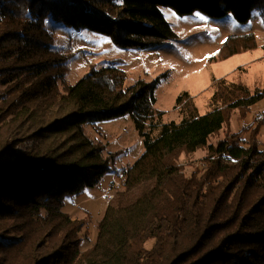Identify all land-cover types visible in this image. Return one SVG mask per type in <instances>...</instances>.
I'll list each match as a JSON object with an SVG mask.
<instances>
[{
  "label": "trees",
  "instance_id": "obj_1",
  "mask_svg": "<svg viewBox=\"0 0 264 264\" xmlns=\"http://www.w3.org/2000/svg\"><path fill=\"white\" fill-rule=\"evenodd\" d=\"M166 5L180 16L199 10L243 22L256 9L264 19V0H0V264H264V117L210 141L228 126V107L263 93L224 83L206 115L162 122L153 83L124 88L118 67L91 64L69 85L70 57L46 28L53 20L146 48L175 35ZM250 40L229 36L223 55ZM123 115L143 147L114 170L118 153L104 155L83 125ZM200 149L202 165L186 176L181 157ZM111 172L122 175V189L82 250L84 220L63 207Z\"/></svg>",
  "mask_w": 264,
  "mask_h": 264
},
{
  "label": "rangeland",
  "instance_id": "obj_2",
  "mask_svg": "<svg viewBox=\"0 0 264 264\" xmlns=\"http://www.w3.org/2000/svg\"><path fill=\"white\" fill-rule=\"evenodd\" d=\"M161 10L175 35L146 48L120 47L109 36L97 31L85 28L76 31L62 22L48 20L46 28L53 36V48L58 54L70 57L68 84H74L91 64L98 68L118 67L126 74L124 88L139 79L153 83V105L161 113L162 122H180L184 117L206 115L212 109L211 97L224 83H242L250 96L256 91L263 93L254 103L240 102L228 107L229 127L212 136L213 143L224 137L226 130L238 131L252 124L256 116L264 117V19L261 11L254 9L246 21L238 22L231 14L209 17L196 10L180 16L167 5ZM196 13L206 19L200 20ZM244 34H249L253 40L247 46L240 44L237 53L223 55L227 38ZM237 94L238 91L234 93ZM83 128L87 136L106 147L104 155L118 153L113 162L114 170L132 165L142 152L141 137L129 115L86 123ZM263 133L264 127L259 133L260 140ZM32 144L26 142L20 147ZM205 154L200 149L181 157L186 176L202 165L200 160ZM118 189H122V175L111 172L81 196L66 199L63 211L72 218L84 220L80 232L82 250L96 239L98 221L108 204L103 195L114 194ZM152 244L153 240H149L146 245L151 247Z\"/></svg>",
  "mask_w": 264,
  "mask_h": 264
},
{
  "label": "built area",
  "instance_id": "obj_3",
  "mask_svg": "<svg viewBox=\"0 0 264 264\" xmlns=\"http://www.w3.org/2000/svg\"><path fill=\"white\" fill-rule=\"evenodd\" d=\"M226 157H228V156H226ZM112 197H113L112 193H105L103 195V198L105 199V202H107V203L112 199Z\"/></svg>",
  "mask_w": 264,
  "mask_h": 264
},
{
  "label": "snow or ice",
  "instance_id": "obj_4",
  "mask_svg": "<svg viewBox=\"0 0 264 264\" xmlns=\"http://www.w3.org/2000/svg\"><path fill=\"white\" fill-rule=\"evenodd\" d=\"M173 15H175V13H173ZM200 20H205L206 17H204L203 15H201L200 13H196L195 14Z\"/></svg>",
  "mask_w": 264,
  "mask_h": 264
}]
</instances>
